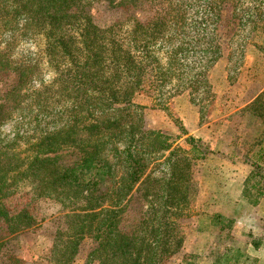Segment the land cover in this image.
Listing matches in <instances>:
<instances>
[{"label":"rangeland","instance_id":"1","mask_svg":"<svg viewBox=\"0 0 264 264\" xmlns=\"http://www.w3.org/2000/svg\"><path fill=\"white\" fill-rule=\"evenodd\" d=\"M90 7L102 29L104 65L101 93L88 92L84 103L56 79L42 34L18 30L0 37V55L31 71L3 104L0 145L16 143L23 157L49 133L90 127L115 177L119 193L105 208L120 199L121 232L158 225L165 184L184 185V202L166 201L182 216L168 229L178 243L159 264H264V0H92ZM128 56L134 64L118 63ZM135 74L129 100L119 101ZM9 77H0L1 89ZM131 125L146 175L127 201L121 195L125 152L116 154L113 146H127ZM139 129L158 131L170 147L144 146ZM45 179L27 173L9 187L4 204L10 212L28 206L42 221L17 233L0 225V264H59L66 245H56L54 233L72 232L84 220L59 217L67 208L55 193L43 192ZM76 196L63 195L65 204L78 202ZM93 245L83 238L70 264L90 262Z\"/></svg>","mask_w":264,"mask_h":264},{"label":"trees","instance_id":"2","mask_svg":"<svg viewBox=\"0 0 264 264\" xmlns=\"http://www.w3.org/2000/svg\"><path fill=\"white\" fill-rule=\"evenodd\" d=\"M91 4L92 0H0V37L4 34L13 35V32L18 30L42 34L45 51L59 72L56 79L60 80L61 87L66 92L74 94L78 104L88 101L87 93L94 89L101 93L97 79L104 65L103 43L100 39L102 29L92 20ZM64 63L67 65L61 68ZM118 63L130 66L135 63V59L128 56ZM30 72L29 66L16 68L4 56L0 57V77L10 76L5 88H0V112L6 99H10L13 92L26 82ZM134 77L127 78L129 85L122 90L119 101L129 100L131 91L128 87L138 79L137 74ZM102 98L106 102L112 101L111 97ZM113 101H117V98ZM114 123L115 121L111 122L109 126ZM89 128L83 126L76 131L67 129L49 133L33 144L36 151L23 157V151L17 149L16 143L0 145V225L4 224L8 233H17L42 221V217L38 219L28 206L10 212L4 204L9 187L18 176L30 173L31 176L38 177L40 174L41 177H46L41 181L42 187H46L43 192L55 193L57 201L67 208L59 217L84 218L73 226L72 232L54 233L53 241L56 245H61V248L66 245L65 251H61L60 257L57 258L59 264L72 262L83 238H89L94 243L90 252L91 263L159 264L170 252L171 243H178L168 229L182 216L180 207L170 209L166 201L184 202L187 198L184 185L179 182L173 184L171 179L165 184V201L161 206L163 209L159 214L158 225L151 226L149 230L140 226L131 234L121 232L119 218L123 206L120 199L114 198L112 204L105 208L113 195L119 193L113 184L115 177L110 164L98 150L100 136L91 138ZM135 129V126H130L131 135L125 148L113 146L114 153L125 152L128 173L121 195L122 199L127 201L130 198L126 196H132L131 191L136 182L146 175L144 159L134 154L137 152L133 133ZM138 131L144 146L156 150L170 147L158 131ZM67 137L71 139L68 140ZM75 137L77 144H70ZM67 145L71 146L72 150L56 152ZM53 151L54 156H48V153ZM27 159L28 163L24 166ZM69 192L73 193L76 199V194L79 195L78 202L75 200L65 204L67 198H63V195Z\"/></svg>","mask_w":264,"mask_h":264}]
</instances>
